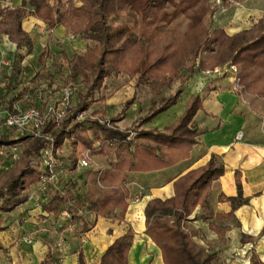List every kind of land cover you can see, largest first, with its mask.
<instances>
[{
  "label": "trees",
  "instance_id": "obj_1",
  "mask_svg": "<svg viewBox=\"0 0 264 264\" xmlns=\"http://www.w3.org/2000/svg\"><path fill=\"white\" fill-rule=\"evenodd\" d=\"M72 1L22 0L19 6H4L0 2V37H7L17 49L10 85L17 86L12 88L14 90L22 85V62L34 51L32 36L24 29L27 19L36 18L49 32L62 26L66 37H79L86 44L85 50L75 53L72 59L65 52L60 53V58L42 52L38 57L42 67L33 78L37 84L50 79L53 86L56 76L62 77V69L68 65L65 86L73 82L81 86L75 105H71L61 119L50 117L45 120L41 136L19 131L16 132L21 136L16 138L0 135V148L18 146L20 150L12 166L0 172V233L8 228L4 216L25 205L32 187L48 175L42 165L46 151L55 155L71 141L74 146L81 145L86 149L94 161L95 170L89 168L85 175H80L84 177L81 180L86 189L84 194L78 193V184L70 176L63 190L50 189L49 202L43 206L45 212L55 217L67 211L70 225L78 224L76 234L84 236L95 228L92 216L96 219L124 218L132 198L128 187L130 173L160 171L189 157L200 135L192 125L202 108L200 96H192L185 112L164 130L146 128V125L178 103L192 77L217 67L235 66L236 83L242 94L258 96L264 92V17L250 29L230 36L223 28L213 27V17L218 10L213 0H87L85 15H65L66 5ZM123 15L137 18L138 27L122 23ZM119 21V26H115ZM48 60L52 64L46 69ZM120 73L137 79L138 84L160 83L159 89H172L177 85L174 94L162 98L160 103L151 102L133 137V133L113 125L125 119L136 101L134 97L113 118L100 112L90 114L106 119L110 127L91 117L78 120L90 110L96 101L95 94L104 87L105 80ZM57 88L61 89L60 86ZM22 91L26 92L28 88L24 87ZM17 99L12 96L0 106L16 112ZM30 106L24 111L35 109ZM69 158L68 171L73 174L77 171L78 158L74 152ZM224 173L225 167L212 158L206 166L178 179L172 198L152 199L147 203L145 234L160 249L164 264H219L218 253L198 244L187 230L186 223L198 206L209 210L212 184ZM237 187V197H224L232 206L231 212L220 214L217 219L235 221L234 212L248 204L249 201L243 199L239 179ZM210 225L213 229V224ZM215 229L222 238L224 233L217 227ZM263 236L264 231L258 238ZM134 237V230L129 225L125 233L107 248L99 264H129ZM257 240L249 235L242 236L243 245ZM78 262L91 264L83 250L78 252ZM40 264L58 262L49 252ZM249 264H264L255 250Z\"/></svg>",
  "mask_w": 264,
  "mask_h": 264
},
{
  "label": "crops",
  "instance_id": "obj_2",
  "mask_svg": "<svg viewBox=\"0 0 264 264\" xmlns=\"http://www.w3.org/2000/svg\"><path fill=\"white\" fill-rule=\"evenodd\" d=\"M4 2L6 3L5 6H19L22 0H4ZM231 3L241 4L242 9H239V13L232 16L230 20L228 19V22H224V26H220L230 36L250 29L259 19L264 17L263 14L260 15L264 11V0H224V10H228ZM217 8L219 10V7ZM250 18L254 22L248 28L245 25H248ZM41 23L36 18H29L24 22V29L32 36L35 52L42 47V35H38V32L35 31L36 24L41 25ZM55 33L56 37H62L65 35L64 27H59ZM0 41L3 42L5 48H9V45L15 47L14 50L12 49V59L15 61L16 46L10 43L5 36L0 37ZM7 63L8 66H0V69L7 72L8 81L11 85L13 64ZM38 65V67L35 66L37 67L35 68L36 72L42 67L39 62ZM25 70L23 65V71ZM236 79V75L230 72L215 79H204L202 73L196 74L186 84V86L191 85V87L185 86L183 89V94L186 92V88L189 93L181 103L183 108L173 118V121L162 123V125H154L152 122L146 125V128L151 126L150 128L164 130L183 114L185 106L192 96H200L202 99V108L192 123L200 135L197 138L198 143L192 148L189 157L160 171L130 173L128 187L132 198L123 219L114 220L103 217L96 219L92 216L96 225L89 232L92 235L89 238V244H107L104 249L99 248V246L94 247L95 255H98L96 262L95 257H91V253L82 246L83 240L80 241L75 238V235L73 237L63 233L59 237H66L67 242H64L63 246H61V242H58L57 247L60 248L57 250L51 247L52 245L49 243L54 238V234L48 229L56 231L57 223L65 217L62 215L63 212L55 217L44 211L43 206L49 202L48 196L46 200L42 198L39 201L28 200L25 205L4 216L8 228L0 233V264H40L49 252L54 255L58 264H79L78 252L80 250L84 251L88 263L99 264L107 248L126 231L117 234L115 225L120 222H133L135 217L139 215L138 217L143 221L145 233L146 217L144 210L147 203L152 199L166 200L172 198L175 194V182L190 171L206 166L212 158L225 167V173L212 184L208 198L209 210L198 206L186 223L187 230L198 244H223V247L224 244H231L228 240L231 235L235 237L238 234L240 244H243V234L252 236L258 240L248 243L252 245L249 263L253 250L264 262V236L258 238L264 231V92L258 96L244 95L240 91ZM24 81L21 78L22 84ZM240 132H242L243 137L241 140H237L236 136ZM69 179L70 177L65 180V183L60 184L58 189L65 188ZM237 179L241 183L243 199L249 202L234 212L235 221L217 219L218 215H226L231 212L232 206L224 197L235 198L238 196ZM38 186L39 184L32 187L29 196L37 190ZM136 186L145 188V193L142 194V199H138L135 203L133 194ZM52 220L56 222H52ZM210 224H213V229ZM216 227L224 233L222 238L217 235ZM64 232L69 233L70 229ZM25 233L28 237L21 239ZM110 234L112 235L110 236ZM209 235L212 236L209 238ZM145 236L149 240V244L155 246L154 253L149 256L151 257L150 261L146 263L147 257L142 254L143 248L140 245L143 242L136 235L133 241L134 245L129 253V264H152L155 256L159 254L155 243L146 234ZM83 238L85 240V237ZM28 240L31 243H28ZM258 244H260L259 250H257ZM208 249L217 252L212 247ZM156 264H164L163 258L159 257Z\"/></svg>",
  "mask_w": 264,
  "mask_h": 264
},
{
  "label": "rangeland",
  "instance_id": "obj_3",
  "mask_svg": "<svg viewBox=\"0 0 264 264\" xmlns=\"http://www.w3.org/2000/svg\"><path fill=\"white\" fill-rule=\"evenodd\" d=\"M2 5H6L4 0L1 1ZM88 5L87 0H73L71 4L66 5V10L64 12L65 15H68L69 13L78 14V15H85L86 14V7ZM213 5L218 6L219 10L215 13L213 17V27L214 28H220V26H224V22H228L227 20L235 16L239 13V9H242L241 4L238 3H231V5L228 6V10H224V0H213ZM264 15V11L260 13V15ZM252 18V17H251ZM248 20V25H245L246 27L250 28L254 22L252 19ZM256 19V17H253ZM122 23H130L132 26L138 27V20L137 18H131L123 15ZM116 22L115 26H119L118 24L121 23ZM35 31L38 32V35L41 36V45L40 49H37L36 52L33 51L31 55L25 58L23 61V65L25 66V71H23L22 79H24V83L21 85V87H18L16 90L12 89L17 86L12 85L9 86L10 83L8 81V75L7 72L2 71L3 69H0V104L4 105L5 101L7 102L12 96L15 98H18L15 103V108L24 110L27 108H30V105H33V108L36 109H43L44 107L48 106L49 104H54L61 100L62 94L65 88L69 86H65V79L67 75L69 74V67L68 65L65 66V68L62 69V77L56 76V84H53V86L50 85V79H43L41 80L40 84H37L33 82L34 73L36 72V69L38 65V57L40 54L44 51H47V53L54 55L57 58H60V53L65 52L67 57L69 59L73 58V55L75 53L84 51L86 48V44L80 40L79 37H66L63 35L62 37H56V33L49 32L46 28V26L41 23V25H37L35 27ZM14 46L9 45V48H5L3 46V42L0 41V66L2 65L3 61L14 63L13 57V50ZM13 49V50H12ZM26 62V63H25ZM52 64V61L50 60L48 64L46 63V69H48ZM37 66V67H35ZM59 69L56 70L58 72ZM38 72V71H37ZM34 75V76H33ZM222 77V76H221ZM152 82V81H149ZM74 84V85H73ZM42 85V87H40ZM72 85L74 86V94L71 98L72 105H75L77 102L76 94L81 89V86L73 82ZM57 88V87H59ZM186 86V85H185ZM191 87V85H188ZM188 86H186L188 88ZM28 88V91H22L23 88ZM160 87V83H156L155 85L148 83L145 84H138L137 79L131 78L126 73H120L119 75L112 76L105 80L104 87L98 91V93L95 94V102L91 105L90 110L87 113H84L78 117V120H85L88 117L94 118L99 120L101 124H104L108 127H110V124L107 122L106 119H102L99 117H92L90 114L95 112H100L102 114H107V118L115 117L119 115V113L122 112V109L124 108L126 102L130 101L133 97L136 99L135 103L130 108L129 112L127 113L125 117V121L122 123L119 122L115 125H113L114 128H119L123 131H129L131 134L138 130V123L139 121L147 114V111L151 105V102L156 101L157 103L161 102L162 98H167L170 95L174 94V92L177 89V85L173 86L172 89H169L168 87ZM186 88V92L181 95V99H179L178 103L172 107H170L165 112L159 114L157 117L154 118L152 123L155 125L159 124L162 125L165 122L170 123L173 121V118L177 115V113L180 112V109L183 108L181 103L184 101V99L187 97V94L189 93ZM159 89V94H157V91ZM22 91V92H21ZM19 93H22V95H19ZM45 110V109H44ZM185 112V111H184ZM183 112V113H184ZM176 121V120H175ZM174 121V122H175ZM151 127V126H150ZM149 127V128H150ZM5 134L6 136H9L11 138H16L21 136V133L13 131V130H0V135ZM71 152H74V154L77 156L78 160L85 157L87 154L86 149H84L81 145L74 146L71 141H68L65 143L63 148L59 150L54 155V174L57 178L56 183L50 184V189H58L60 187V184L65 183L68 177L73 176L75 179V182L78 184L77 191L79 194L85 193V188L83 186L82 176L89 168H82L77 165V171L73 174L69 173L68 169L71 164V161L69 160V155ZM89 157V155H88ZM90 163L92 164V168L90 170H95L94 167V161L90 159ZM14 162L10 157H7L5 159H0V164L3 165V171L8 169L12 166ZM85 175V174H84ZM138 176L140 174H137ZM137 187V186H136ZM138 188V189H137ZM136 189H134V197L133 201L136 203L138 199H142V194L145 193V188L138 186ZM62 189V188H61ZM64 189V188H63ZM62 189V190H63ZM137 196V197H135ZM82 216H86V214L83 212ZM139 216V215H138ZM138 216L135 217V220L133 222H124V223H118L114 226L116 233H120L121 231H124L127 229V227L130 225L135 233V236L142 240L143 244H140L142 246V254L146 256V263L150 261L152 255L154 253L155 246L153 244H149V240L145 236V233L143 231V221ZM87 218H89L87 216ZM70 219L71 218H62L57 224L56 231H52L51 229H48V231H51L54 234V238L50 240V243L52 248L59 249L60 247H57L58 242H61L64 244V242H67L66 237H59L60 235L67 234L68 236L75 235V238L79 239L80 241L83 240L82 246L85 247L89 253H91V257L98 258V255H95L96 251L94 250V247L96 248L99 246V248L104 249V247L107 244H89L91 234H86L84 236H78L76 234V230L78 229V224L76 225H70ZM114 220L118 218H113ZM121 220V219H119ZM52 222H56L52 220ZM116 224V223H114ZM128 224V225H127ZM75 226V227H74ZM70 229L69 233H66L64 231ZM56 233V234H55ZM116 234V235H117ZM27 234L25 233L24 236L21 237L27 238ZM112 234H110L111 236ZM212 235H209V238ZM85 237V240L84 238ZM238 234L234 237V235H231L228 237V240H230L231 244H200L205 247H212L217 250L218 256H219V264H249V254L251 252L252 245H243L240 244ZM210 241V240H208ZM134 245V244H133ZM219 247H221L219 249ZM159 254L155 256V260L152 264H156L158 262L159 257H161V251L157 247ZM260 249V244L257 245V250Z\"/></svg>",
  "mask_w": 264,
  "mask_h": 264
},
{
  "label": "built area",
  "instance_id": "obj_4",
  "mask_svg": "<svg viewBox=\"0 0 264 264\" xmlns=\"http://www.w3.org/2000/svg\"><path fill=\"white\" fill-rule=\"evenodd\" d=\"M2 0H0L1 2ZM3 66H8L7 62H2ZM228 72L237 74V68L235 66H225V67H217L214 70H208L201 72L204 79L208 78H218L221 76H225ZM74 94V86L70 85L65 88L63 91V96L60 101L49 104L46 106L45 110L39 109H29V110H21L17 108L16 112L9 111L0 106V129H8L23 132L26 135H35L41 136V128L45 122L50 117H54L56 120L61 119L66 110L72 105L71 98ZM134 134L131 135L133 137ZM243 137L242 132L238 133L236 136L237 140H241ZM19 147L11 146L9 148H0V159H5L10 157L13 162H15L19 157ZM43 167L48 171V175H46L42 182L39 183L37 190L32 192L29 196V201H39L41 198L46 200L48 199L50 192V184L56 183V176L54 174V155L52 151L48 150L45 152L43 156ZM78 166L82 168H92V164L90 163L88 152L84 158L78 160ZM3 170V165L0 164V172ZM63 217L70 218V214L67 211L62 213ZM31 243L30 240L27 241Z\"/></svg>",
  "mask_w": 264,
  "mask_h": 264
}]
</instances>
